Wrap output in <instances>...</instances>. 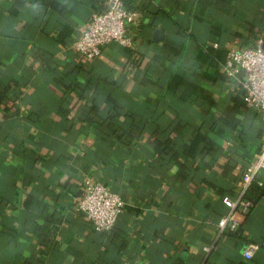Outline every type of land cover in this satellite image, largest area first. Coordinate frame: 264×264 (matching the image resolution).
Listing matches in <instances>:
<instances>
[{"label": "crops", "instance_id": "crops-1", "mask_svg": "<svg viewBox=\"0 0 264 264\" xmlns=\"http://www.w3.org/2000/svg\"><path fill=\"white\" fill-rule=\"evenodd\" d=\"M103 3L0 0V264H264V194L242 235L219 230L264 138L225 70L264 37V0H138L134 46L87 59ZM86 178L127 202L111 231L77 211Z\"/></svg>", "mask_w": 264, "mask_h": 264}, {"label": "built area", "instance_id": "built-area-1", "mask_svg": "<svg viewBox=\"0 0 264 264\" xmlns=\"http://www.w3.org/2000/svg\"><path fill=\"white\" fill-rule=\"evenodd\" d=\"M142 19L139 11H129L123 0H106L104 8L93 13L74 42L75 50L87 59H95L102 54L103 48L118 43L126 48L134 46L133 35L129 27L137 25ZM219 45H215L217 48ZM225 70L233 77L244 75L241 85L244 90L243 102L246 107L254 108L264 114V37L258 39L254 47L240 51H231L227 55ZM264 171V138L255 160L243 173L241 193L237 199L225 197L223 202L229 212L221 218L219 230L237 232L240 220L237 214H248L254 204L245 198L248 188L257 183L264 186L260 178ZM82 197L77 211L90 221L97 232L113 230L124 212L127 202L118 193L103 183L86 178L83 181ZM260 249L258 244H250L244 251V257L251 260ZM210 252V248H206Z\"/></svg>", "mask_w": 264, "mask_h": 264}, {"label": "trees", "instance_id": "trees-1", "mask_svg": "<svg viewBox=\"0 0 264 264\" xmlns=\"http://www.w3.org/2000/svg\"><path fill=\"white\" fill-rule=\"evenodd\" d=\"M148 1H150V0H148ZM123 2L125 4V6L127 7V9H129V11H139V12H141L144 9L143 6H141V5L138 4V0H123ZM104 6H105V4H104ZM104 6L102 8H104ZM6 91L7 90L5 89L4 91H1L0 92V101L3 100L4 93ZM263 194H264V186H259L257 183H253L248 188V190H247V192L245 194V198L247 200L252 201L253 204H254V207H255L256 203L260 200V198L263 196ZM230 234L239 235V236L242 235L241 230H239L237 232H231Z\"/></svg>", "mask_w": 264, "mask_h": 264}, {"label": "water", "instance_id": "water-1", "mask_svg": "<svg viewBox=\"0 0 264 264\" xmlns=\"http://www.w3.org/2000/svg\"><path fill=\"white\" fill-rule=\"evenodd\" d=\"M153 8H154V6H153Z\"/></svg>", "mask_w": 264, "mask_h": 264}]
</instances>
